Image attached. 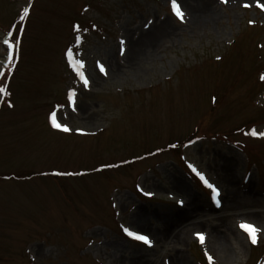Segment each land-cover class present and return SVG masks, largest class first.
I'll return each mask as SVG.
<instances>
[{
  "label": "rangeland",
  "instance_id": "1",
  "mask_svg": "<svg viewBox=\"0 0 264 264\" xmlns=\"http://www.w3.org/2000/svg\"><path fill=\"white\" fill-rule=\"evenodd\" d=\"M206 1L195 24L182 0L183 20L170 0H0V38L19 39L0 77V264H208L206 251L264 264V138L249 134L264 132V11ZM53 111L72 131L52 128ZM241 221L261 229L257 245Z\"/></svg>",
  "mask_w": 264,
  "mask_h": 264
},
{
  "label": "snow or ice",
  "instance_id": "2",
  "mask_svg": "<svg viewBox=\"0 0 264 264\" xmlns=\"http://www.w3.org/2000/svg\"><path fill=\"white\" fill-rule=\"evenodd\" d=\"M222 2H226V0H222ZM170 3H171V10H172L173 14L177 18L183 20L184 12L182 11L177 0H170ZM244 6L249 7L248 4H245ZM256 7L259 8L261 11H264V3H261L260 0H256ZM28 15H29V7L25 6V7H23V15L21 16V20H23ZM249 23H253V21H249ZM75 30L77 32L80 31V28L78 25L75 26ZM77 39H79V38L77 37ZM0 43H2L3 45L6 46L2 50V55L4 56L5 59L2 62H0V77L6 78V76H5L6 71L8 73H11L12 68L14 66V62L16 59V50H17V47L19 45V39L13 37L12 32H8L7 37L0 38ZM121 43L123 44V41ZM122 51H123V49H122ZM66 56L68 58L70 67H72V69L75 71V73L79 77V79L81 81H83L84 86L87 87L89 81H88V78L85 76L84 71H83V67H84L83 61L74 59L71 49H69L66 52ZM97 64L99 67V71L106 75L107 73H106L105 67L102 64H99V62H97ZM260 80L264 81V73L261 74ZM9 95H10V93L7 90V85L6 84L0 85V96L7 97ZM75 96H76L75 90L69 89L68 101H69V105L72 106L73 111L76 110L75 109ZM8 107L9 108L13 107V104L11 102H8ZM49 122H50L53 129L63 131L66 133L72 131V129H70L67 124L61 123L57 119V114L55 111L49 113ZM76 131L77 132H83L82 129H76ZM249 134L253 137L264 138V132H257L255 129L251 130ZM188 167L196 174L197 177H199V179L203 182V184L211 190L212 199L219 206V203H220V201H219V195H220L219 188L214 183L210 182L205 177V175L202 172L198 171L193 165L189 164ZM55 174L61 175L62 173H55ZM66 174L71 175L72 173H66ZM145 195L151 196L152 193H145ZM180 203L182 204L183 202L180 201ZM238 227L243 232H245L247 234L248 240L251 242V244H253V245L258 244L259 233L261 232L260 228L256 227L255 225H253L251 223H248L246 221H241L239 223ZM123 231L130 238H132L136 241H140L145 245L151 246L152 242L147 235H142L136 231L130 230L129 228H124ZM195 235H196L197 239L199 240V242L201 243V245H203L205 242V235L201 232H197V233H195ZM205 256L208 260V264H213V257L211 255H209L207 253V251L205 252Z\"/></svg>",
  "mask_w": 264,
  "mask_h": 264
},
{
  "label": "bare ground",
  "instance_id": "3",
  "mask_svg": "<svg viewBox=\"0 0 264 264\" xmlns=\"http://www.w3.org/2000/svg\"><path fill=\"white\" fill-rule=\"evenodd\" d=\"M183 4L186 5L187 10H188V15L191 18V21H193L195 24H200L205 20H208L211 16V8H210V3L206 0H182ZM163 27V26H162ZM165 29H167V27H163V28H157L153 30V34L152 36H150V43L152 44V42H154V40H156L157 38L160 37V35H162L163 31H165ZM148 38L142 40L140 43H138L135 47V45H133V48H135V53L137 50V46L142 47L143 44H146V42H148L149 40H147ZM152 41V42H151ZM134 56H132L133 58ZM137 57V56H136ZM136 57H134L135 59H137ZM134 60V59H133ZM177 189L181 188L180 186L176 187ZM228 192L227 190H225V193ZM229 193V192H228ZM235 206V204L231 203L230 207ZM135 222H141L140 219L138 217H136V219L134 220ZM164 236L163 234L160 235V239H162ZM174 239H176V241L178 239H181L179 237V235L174 236ZM213 238L215 239V241H219V243L223 240V233L217 229L213 232ZM223 245V244H221Z\"/></svg>",
  "mask_w": 264,
  "mask_h": 264
}]
</instances>
